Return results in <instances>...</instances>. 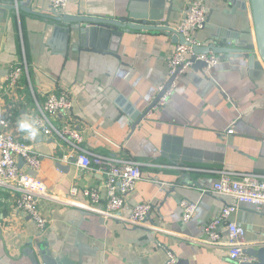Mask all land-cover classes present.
I'll return each mask as SVG.
<instances>
[{
  "label": "crops",
  "instance_id": "obj_1",
  "mask_svg": "<svg viewBox=\"0 0 264 264\" xmlns=\"http://www.w3.org/2000/svg\"><path fill=\"white\" fill-rule=\"evenodd\" d=\"M204 1L205 25L194 33L201 46L241 47L240 40H254L246 0ZM0 3L14 6L0 10V109L8 119L7 130L40 158L38 170L21 160L18 164L38 184V208L47 219L39 231L0 188V264H43L39 244L72 264H166L168 253L173 264H238L226 252L201 243L203 225L229 201L212 190L222 170L264 174V70L252 68L237 53L219 54L211 74L191 67L178 78L166 105L150 110L158 85L167 78L166 60L175 44L171 35L125 31L117 56L79 50L75 38H65L64 27L54 33L48 19L25 10L47 14L49 0ZM185 3L152 2L148 23L180 25ZM141 4L142 0H69L63 13L128 19L129 8L139 9ZM135 12L134 20L140 22L141 12ZM15 64L26 69L17 85H10L6 78ZM62 90L73 104L55 117L54 124L82 131V145L95 154L140 163L141 177L126 195L120 216L127 217V207L150 203L143 223L104 216L103 200L91 206L80 195L69 197L72 185L103 191L105 177L70 161L69 155L76 157L78 152L34 124L37 104ZM145 112L133 127L134 118ZM24 121L38 130L35 137L20 129ZM57 162L68 168L62 170ZM182 199L197 203L188 221L181 219ZM230 219L244 228L248 247L264 245V207L242 205Z\"/></svg>",
  "mask_w": 264,
  "mask_h": 264
},
{
  "label": "built area",
  "instance_id": "obj_2",
  "mask_svg": "<svg viewBox=\"0 0 264 264\" xmlns=\"http://www.w3.org/2000/svg\"><path fill=\"white\" fill-rule=\"evenodd\" d=\"M69 0H49V6L58 14H62ZM204 0H186L184 20L180 25L171 27L175 33L182 34L190 43L183 45L175 43L167 57L168 73L165 83L157 87V97L150 110H156L167 103V99L177 90L178 78L193 67L196 60L206 63L202 68L204 75H209L218 62V55L209 52L195 55L192 46L200 45L194 33L204 28L207 10ZM248 2V0H246ZM249 4V2H248ZM194 56V61L191 57ZM26 69L25 65L15 64L10 67L6 78L10 85H17L20 75ZM73 100L67 90L60 93L47 94L42 103L37 104V111L33 114L35 126L46 136H57L64 140L72 149L78 152L73 158L77 166L95 170L104 175L103 191L99 187H83L72 185L69 188V197L82 196L91 206L104 202L103 215L124 220L132 225L143 223L151 211L150 203H139L127 207L128 215L120 216L126 209L125 197L135 189L141 177L140 163L132 158L115 157L95 154L83 145L82 131L68 124L57 126L54 119L62 112L71 109ZM8 119L0 109V188L11 195L15 209L25 213L32 219L39 231H43L47 219L38 208L39 187L34 177L22 170L18 164L21 159L29 168L40 169V158L35 151L23 140L7 130ZM232 129L227 133L231 134ZM212 190L219 195H226L229 201L223 205L219 213L211 217L203 225L204 237L202 244L210 245L241 264L251 259L244 254L248 247L245 240V230L236 221L230 219L242 205H251L256 209L264 207V174L252 172H235L222 170L214 182ZM181 219L188 221L197 208V203L182 199L179 203ZM166 264H173L174 258L168 253Z\"/></svg>",
  "mask_w": 264,
  "mask_h": 264
},
{
  "label": "water",
  "instance_id": "obj_3",
  "mask_svg": "<svg viewBox=\"0 0 264 264\" xmlns=\"http://www.w3.org/2000/svg\"><path fill=\"white\" fill-rule=\"evenodd\" d=\"M141 8L136 9L134 6L129 8L128 19L125 17H108L100 14L86 13V14H58L53 8H50V12L43 14L41 12L33 11L29 8L25 10L31 14L42 15L48 19L53 27V32L58 33L61 27H64V36L68 40L74 39L77 41L79 50L90 51H105L112 55L117 56V44H119L120 38L125 31L139 30L149 32H164L167 35H171V38L175 43L183 45H190L189 41L180 33H175L165 21L160 24L157 21L155 24L148 23V18L152 17V8L155 7L151 3H155L158 0H142ZM249 7L252 14L253 27H254V40L250 43L248 40H240L241 47H217L213 45L201 46L193 45L192 50L195 55L207 54L212 52L216 55L227 53L232 55L237 53L238 56L246 58L249 66L252 68H258L264 70V0H248ZM171 3V1H170ZM133 5V4H132ZM151 5V9L149 7ZM14 6L0 3V10L12 9ZM21 9H24L21 7ZM141 12L140 22H136L135 11ZM153 19V18H152ZM109 44V45H108ZM108 45V46H107ZM109 49V50H107ZM195 57L192 56L191 60L194 61ZM206 65L204 61L196 60L193 64L195 68H202ZM153 104V103H152ZM137 113L133 114V118ZM146 114L135 117L133 127L142 119ZM21 160V159H19ZM74 161L73 158L69 159ZM22 161V160H21ZM23 162V161H22ZM57 165L62 170L67 169L68 165H64L62 162H57ZM184 174H182L183 176ZM86 214V211H81ZM40 259L43 264H72L67 258L53 257L47 249L39 244ZM244 254L250 257V261L242 262L241 264H264V245L257 247H247L244 249ZM176 264H187L185 260H180Z\"/></svg>",
  "mask_w": 264,
  "mask_h": 264
},
{
  "label": "clouds",
  "instance_id": "obj_4",
  "mask_svg": "<svg viewBox=\"0 0 264 264\" xmlns=\"http://www.w3.org/2000/svg\"><path fill=\"white\" fill-rule=\"evenodd\" d=\"M19 127L22 131L27 130L29 134L33 137H35L38 134V130L26 121L20 122Z\"/></svg>",
  "mask_w": 264,
  "mask_h": 264
}]
</instances>
